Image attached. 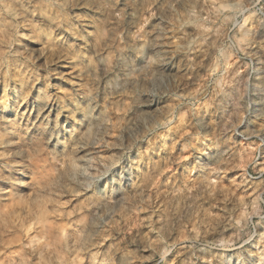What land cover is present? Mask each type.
I'll return each mask as SVG.
<instances>
[{"label":"rangeland","instance_id":"374dc122","mask_svg":"<svg viewBox=\"0 0 264 264\" xmlns=\"http://www.w3.org/2000/svg\"><path fill=\"white\" fill-rule=\"evenodd\" d=\"M0 264H264V0H0Z\"/></svg>","mask_w":264,"mask_h":264}]
</instances>
